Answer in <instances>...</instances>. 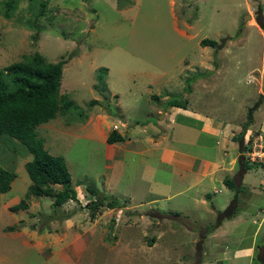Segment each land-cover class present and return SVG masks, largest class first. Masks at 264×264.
Masks as SVG:
<instances>
[{
  "label": "rangeland",
  "instance_id": "rangeland-1",
  "mask_svg": "<svg viewBox=\"0 0 264 264\" xmlns=\"http://www.w3.org/2000/svg\"><path fill=\"white\" fill-rule=\"evenodd\" d=\"M35 1L18 0L8 19L0 14V69L33 52L48 62L65 61L59 92L78 110L57 113L36 132L49 154L63 158L78 204L68 201L52 214L51 197L29 196L26 208L11 210L30 184L24 163L31 155L17 140L1 138L0 168L13 172L14 179L0 194V264H264L262 194L252 200L234 196L236 210L227 227L233 234L243 233L240 239L228 233L206 239L209 231L202 227L207 223L213 230L218 212L213 218L194 213L198 221L187 208L169 211V205L180 207L185 196L164 199L177 183L171 167L153 161V156L160 158L155 150L166 131H147L141 138L140 146L150 156L145 179L137 155L124 151L128 147L99 140L111 129L123 133L137 117V124L146 119L156 123L149 111H179L166 104L173 97L184 99L187 110L214 111L240 130L256 102L251 126L264 128V30L254 20L258 5L264 17V0H47L43 16L34 19ZM245 14L249 17L243 19ZM202 38L221 46L202 47ZM100 67L106 68L105 90L96 88ZM93 99L97 102L90 104ZM106 102L118 108L115 116ZM106 122L110 127L103 130ZM206 138L191 140L190 151L213 157V140ZM166 143L174 146L169 138ZM116 146L123 150L119 159L113 157L119 152ZM84 184L119 204L93 214L77 208L91 199ZM193 191L187 197L195 211L201 202ZM204 196L201 190L200 198ZM238 216L236 227L231 220ZM252 221L263 227L250 244ZM250 245V257H232L236 248ZM223 246L228 247L226 257L221 256Z\"/></svg>",
  "mask_w": 264,
  "mask_h": 264
},
{
  "label": "trees",
  "instance_id": "trees-1",
  "mask_svg": "<svg viewBox=\"0 0 264 264\" xmlns=\"http://www.w3.org/2000/svg\"><path fill=\"white\" fill-rule=\"evenodd\" d=\"M35 0H28L31 4ZM37 12L34 19L42 17L47 0H36ZM18 0L1 1L0 14L8 19L15 10ZM261 6L258 5L254 14L256 24L264 30V17L260 13ZM37 27V26H36ZM39 28V27H37ZM237 36V33L233 38ZM35 35H33V38ZM36 38V37H35ZM199 45L219 48L215 40L202 38ZM65 61L48 62L37 52L25 55L22 60L14 61L0 69V139L6 138L17 140L31 155L30 160L24 163L26 174L30 184L24 194L16 204L10 207L11 210L26 208V200L29 196L41 197L47 196L53 199L50 207L52 214L56 208L69 200L78 204L75 190L70 186V174L66 164L61 156L49 154L43 147L42 139L37 135L36 127L48 120L54 118L57 113L64 114L69 110H78V106L68 98L66 93L59 92L61 79V69ZM106 68L100 67L96 73V88L105 90ZM153 97H156L155 95ZM261 98V97H260ZM182 99V98H181ZM106 99L104 98L103 101ZM97 100H90V104H95ZM109 114L115 116L117 107L104 103ZM168 106L185 108V101L179 98H169L166 101ZM257 108V103L249 107L245 114V121L241 125V130L233 139L238 143L239 155L237 157L238 169L235 177H239L245 170L256 167L255 164H248L242 159L243 144L242 132L245 128L251 127L252 113ZM116 109V111H114ZM77 113H81L77 111ZM4 136V137H2ZM122 137L114 130L108 132L105 141L113 143L120 141ZM7 140V141H8ZM223 179L224 184L236 191L234 181L236 178ZM14 179V173L0 168V194L5 193L10 188V182ZM80 185V183H76ZM85 191L91 196L85 203V206L78 205L77 208H87L91 214L97 212L101 207L113 208L119 204L115 197L100 192L91 184L83 185ZM235 196V195H234ZM222 211H217V218L213 226L221 223V219H230V216L236 210L235 198L231 200ZM232 204V206H231ZM74 211L75 210H71ZM224 214V217H219ZM65 217H67L65 215ZM214 227V228H215ZM212 230L211 226L208 231ZM264 262V260H263Z\"/></svg>",
  "mask_w": 264,
  "mask_h": 264
},
{
  "label": "crops",
  "instance_id": "crops-1",
  "mask_svg": "<svg viewBox=\"0 0 264 264\" xmlns=\"http://www.w3.org/2000/svg\"><path fill=\"white\" fill-rule=\"evenodd\" d=\"M186 108L187 107H185L184 109L177 108L179 111H149L148 115L155 118L156 123H150L149 119H146L137 124L136 122H139L137 121L139 117L134 118L132 124L128 125L129 127H127L126 129L123 128V130H125L123 133L120 129L116 130V133L120 135L122 139L120 141L113 142L119 145L122 143L123 147H128V150L124 151H128V155L130 157H135L137 155V163L142 165L144 168L145 174L143 172L141 174V176L144 178L148 173L149 161L147 159H149L150 156H148V153L143 149L144 146L142 144L140 146L141 138L142 136H146L147 131L152 132L153 130L154 132L160 131L161 133H164V131H166L167 135L164 134V141L162 146L157 149L160 145H156L154 148L157 149L155 150V152H158L160 158H156V156H153V161H159L165 164V167H171L173 173L178 177L176 176V178H174L177 182L175 183L174 192L171 194H165L167 196H165L164 199L169 200L170 198H176L182 195L185 196L182 197L181 203L179 202L180 207H172V205L168 204L172 208L169 211L177 213L176 209L182 210L187 208V210H191V213H193L195 218H197L196 220L201 221L200 216L194 213L202 212L204 214H208L210 218H213L217 211H221L227 206V204L234 198V195L236 196L238 194L239 197L249 195L251 200L261 194L262 196H264V190L262 189L263 187H260L263 185L262 181L264 180V172L261 173L258 170V167H252L248 170H245L239 177H235L238 169L236 163L237 157L239 155V150L238 143L233 139V137L240 132V127H238V125L236 124L233 125L228 121H224L219 117L218 114L214 113V111H191L189 109L187 110ZM105 127H110L109 122H106V126H104L103 130L105 129ZM233 130H235L237 133L231 134L230 131ZM107 134L105 135V133H103L102 136H100L99 140L106 143L107 145H111L113 143H107L105 141ZM201 136L207 137L205 140H213L214 143L212 142V148L213 146H215L213 157H211L210 155L202 156L199 155V153L193 154L190 151L189 146L192 145V141H198ZM167 138H169V140L172 141L173 145L177 146L178 149L174 150L172 148L174 146H171V143L167 144ZM144 143L146 145L152 144L149 140L146 139ZM181 144H183L184 147H181ZM201 145L203 146L204 142L201 143ZM232 145L235 147V149L232 148ZM115 150H119L117 146L115 147ZM122 153L123 150H119V152H115V156L113 157L119 159L117 157H121ZM144 163L146 164V166L144 165ZM234 177L237 180L234 181L236 191L229 189L223 182V179L225 178L234 180ZM209 185H211L210 189ZM176 188L178 189V191ZM182 189H184L186 193H183ZM192 190H194L192 193H195V197H197L198 199L196 200L198 202H201L198 206L200 208L197 210L195 208V211L194 209H192V207H190L189 204L191 203V201L187 197L189 196L188 193H190ZM201 190H204V198H200ZM219 193L224 195L218 196ZM248 207H250V204H248ZM257 208L258 207H256L255 209ZM245 209L247 213L248 208ZM239 218L240 217L238 216L237 218H233L231 220V222H235L234 224L236 227L238 226L237 220ZM259 219H261V221H264V213H262ZM229 221V219H226V221H221V223L218 224L213 230H211V232L209 231V234L207 236L208 238L206 239L211 240L212 238L222 236V234L224 233H228L229 238H233L235 235L236 238L240 239V235H243V233H241L240 235L233 234L232 227H227ZM252 223H254V221H252ZM254 224V230L250 233V244L254 243L255 232L261 226H258V221H256ZM208 225L209 224L206 223L205 227L202 228H207L208 231ZM262 227L263 226H261V228ZM202 233L201 237H204V232ZM227 248L228 247L225 246H223L222 248L220 247L221 256L226 257V255L228 254ZM244 254H246L245 258H247V256L250 257L253 254V248L251 247V245L247 248L240 247L236 248V251H232V257H239L241 255L242 257H244Z\"/></svg>",
  "mask_w": 264,
  "mask_h": 264
},
{
  "label": "built area",
  "instance_id": "built-area-1",
  "mask_svg": "<svg viewBox=\"0 0 264 264\" xmlns=\"http://www.w3.org/2000/svg\"><path fill=\"white\" fill-rule=\"evenodd\" d=\"M241 139L244 148L242 151L243 159L264 169V128L247 127L242 132ZM262 184L264 189V180Z\"/></svg>",
  "mask_w": 264,
  "mask_h": 264
},
{
  "label": "clouds",
  "instance_id": "clouds-1",
  "mask_svg": "<svg viewBox=\"0 0 264 264\" xmlns=\"http://www.w3.org/2000/svg\"><path fill=\"white\" fill-rule=\"evenodd\" d=\"M251 127H252V126H251ZM111 130H114V131L116 132L115 129H111ZM111 130H110V131H111ZM242 151H243V150H242ZM240 154L242 155V152H241ZM242 159H243V156H242ZM243 160H244V159H243ZM244 161H245V160H244ZM245 162H246V161H245ZM246 163H248V162H246ZM248 164H254V163H248ZM255 166H256V167H259V166L256 165V164H255ZM260 168H262V167H260ZM262 169H263V168H262ZM261 188H262V186H261ZM262 189H263V188H262ZM263 190H264V189H263ZM262 211H264V210H262Z\"/></svg>",
  "mask_w": 264,
  "mask_h": 264
},
{
  "label": "water",
  "instance_id": "water-1",
  "mask_svg": "<svg viewBox=\"0 0 264 264\" xmlns=\"http://www.w3.org/2000/svg\"><path fill=\"white\" fill-rule=\"evenodd\" d=\"M246 17H249V15L248 14H245L244 17H243V19H245Z\"/></svg>",
  "mask_w": 264,
  "mask_h": 264
}]
</instances>
